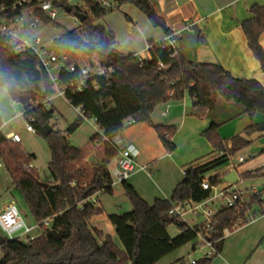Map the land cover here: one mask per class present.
I'll use <instances>...</instances> for the list:
<instances>
[{
  "label": "trees",
  "instance_id": "16d2710c",
  "mask_svg": "<svg viewBox=\"0 0 264 264\" xmlns=\"http://www.w3.org/2000/svg\"><path fill=\"white\" fill-rule=\"evenodd\" d=\"M20 1L0 0V16L10 19L21 14L24 7L19 5ZM51 1L65 8L71 6L68 0ZM109 1L115 3L114 9L101 6L96 0H83L84 9L71 6L70 13L77 11L87 15L81 27L92 31L96 40H85L78 29L66 31L54 40L57 53L66 56V62L76 67L74 71H61L62 83L79 80L82 61L85 60L89 65L98 64L111 69L107 74H91L82 91L69 90L67 93L71 104L95 118L101 130L93 141L95 147L102 145L104 154L94 166L85 162L86 150L73 145L60 130L53 126L50 133L45 132L44 127L50 124L56 112L50 104L54 93L50 76L33 48L18 50L20 40L0 33V86H5L9 96L23 105V115L35 132L47 140L51 151L48 169L53 178L48 186L44 185L45 181L33 164L36 155L23 148L21 142L8 138L0 121V159L12 177V185L21 192L42 230L41 235L32 241L10 240L0 230V264H158L195 240L201 229L199 224L190 226L172 217V207L189 200L199 202L208 198L212 191L202 185L207 174L227 165L230 156L252 142L236 135L228 149L220 135V126L235 116L247 114L254 119L258 113L264 114V85L257 79L237 77L219 63L191 60L179 50L178 45L176 48L164 47L162 41L153 39L148 42L151 46L149 58L118 50L115 33L99 21L128 3L135 4L154 26L164 28L168 35L173 33L151 0ZM37 3L33 0L31 5ZM250 12L252 16L242 21L241 26L249 47L264 70V47L261 43L264 4L253 5ZM35 14L47 22L53 21L38 7ZM95 58L98 59L96 63ZM187 95L193 100L188 115L212 118L203 135L216 151L225 154L186 169L184 179L176 185L169 199L157 198L149 203L132 184L122 182L132 210L108 214L121 242L119 245L112 234L93 225V218L105 213L106 208L100 198L91 199L98 193L115 194L114 179L108 165L119 151L116 137L132 124L147 121L154 126L166 150L174 152L177 146L173 137L177 127L155 124L152 116L160 104L172 100L182 102ZM220 102L232 109L228 107L226 116L219 118ZM79 126L77 121L68 131L74 132ZM245 132L248 135L264 133V121L252 122ZM262 171H249L244 176ZM219 179L218 175L212 176L209 182L216 186L221 183ZM263 193L264 187L260 191L244 192V208L222 207L215 214L207 238L213 242L218 254L224 246L225 230H233L238 223V226L249 223L246 214L255 205L263 211ZM47 219L50 221L48 226L45 225ZM172 224L180 228L177 236L168 231ZM218 254L196 260L195 264H212ZM178 261L184 264L183 258Z\"/></svg>",
  "mask_w": 264,
  "mask_h": 264
},
{
  "label": "crops",
  "instance_id": "0c3cea01",
  "mask_svg": "<svg viewBox=\"0 0 264 264\" xmlns=\"http://www.w3.org/2000/svg\"><path fill=\"white\" fill-rule=\"evenodd\" d=\"M151 1L158 14L165 19L166 27L172 33L179 34L178 48L189 59L197 62L219 63L237 77L254 78L264 85V70L249 47L246 34L241 26L242 21L252 16L250 8L255 4H264V0ZM114 11H120V15L107 16L100 23L105 24L115 33L117 39L115 47L122 52H135L143 58H149L150 52L146 49L149 40L153 39L160 42L168 35L164 28L154 26L148 16L141 13L134 4H125ZM122 31L124 34L120 36ZM261 43L264 47V33L261 37ZM185 99L182 102L172 100L160 104L152 116L155 124L175 125L177 127L173 137L177 146L174 152L170 153L166 150L154 126L147 121L132 124L116 137L119 149L125 144L132 143L140 151L137 157L138 169L127 181L148 202L150 198H153L154 201L157 198H171L174 188L185 177L183 171L191 166L203 165L219 155L225 154L216 151L211 142L203 135L204 131L210 127L212 118L188 115L193 100L191 98V102H189ZM228 107L232 109L230 105L226 106L220 102L217 113L219 118L226 116ZM245 115L247 114L235 116L220 126V135L225 139L228 149L233 145V138L229 139V137L240 126L241 121L236 120H241V117ZM229 122L232 123L224 126ZM3 125L5 122L2 124V130ZM239 135L251 140V138L264 135V133L256 132L248 135L244 130V133L241 132ZM101 146L99 144L98 149L86 150L85 162L90 166H94L91 163L97 164L102 160L104 151ZM232 157L230 156L227 165L211 171L206 178L209 179L216 175L222 177L233 169L237 170L240 181L242 176L249 171L263 169L260 174L264 173L262 162L253 166L239 167L236 162L231 161ZM118 158L119 151L110 159L108 165L113 179H115V172L118 169ZM113 159L116 160L114 164H112ZM141 166L145 168L143 169ZM258 175L254 174L253 176ZM52 180V175L48 169L45 181L51 182ZM119 184L123 186L122 182L114 184L115 194H117L115 185ZM225 184L222 183L221 187ZM236 184H234L235 187ZM252 191H258V189L254 188ZM91 199L96 200L98 198L92 196ZM101 204L103 203L101 202ZM7 205L4 206L3 210ZM103 205L106 208L105 204ZM262 212L264 213V208ZM105 214H107V209L105 213L94 217L92 222H94L95 227L108 233L103 228ZM217 261L220 264H264V214L256 220L226 233L224 246L212 264L217 263Z\"/></svg>",
  "mask_w": 264,
  "mask_h": 264
},
{
  "label": "rangeland",
  "instance_id": "374dc122",
  "mask_svg": "<svg viewBox=\"0 0 264 264\" xmlns=\"http://www.w3.org/2000/svg\"><path fill=\"white\" fill-rule=\"evenodd\" d=\"M68 2L71 6H79L83 9L85 7L83 0H68ZM53 5L54 9L57 11V17L53 21L49 22L40 18L37 14L29 13L25 10L23 13L24 18L20 22L19 29L17 31L18 37L22 39L40 37L41 45L38 47L40 48L43 46L47 50L54 49V40L57 37H59L64 32L73 29H78L81 36L87 41H94L97 39L96 35L92 31L81 27V22L77 20L74 13L67 12L66 8L60 4ZM134 6L136 7L135 4ZM139 11L143 13L140 9ZM111 15H120V11L110 12L107 16ZM102 21L100 20L99 22ZM31 22H36L37 27L31 28ZM123 34L124 31L120 33V36H123ZM82 64L84 66L89 65L86 60L82 61ZM185 100L191 102V97L187 95ZM50 104L56 108L54 117H52L50 121L51 126H54V128L57 130H60L65 136L69 138L70 142L77 147L84 148L85 150L98 149V147H95L93 138L97 136L98 133L101 132V130L92 118L81 117L80 109L74 107L67 99L61 96L55 95L51 97ZM22 111L23 105L19 102L14 101L9 96L8 90L5 86H0V121L2 122V124L5 122V125H3V130L6 134L15 132L21 135V144L23 148L36 155L33 164L38 169L41 179L45 181L46 173L48 171V163L51 158V151L47 140L42 135L28 130L29 122L23 115ZM262 120H264V114L261 113H258L254 119H252L249 115L241 117V120H236L238 122L241 121L240 126L237 128V130L234 131L233 135L229 137V139H232L234 136L239 135L241 132L243 134L245 127L250 123ZM77 121L80 122L79 128L76 131L70 133L68 131L70 126ZM230 123L232 122L226 123L224 126H227ZM251 140L252 142L249 145L237 151L232 157L231 161L236 162L238 164L237 166L239 167L244 165L253 166L256 163L260 162L264 164V135L251 138ZM242 155L245 156L247 160L240 163L239 158ZM115 161L116 160L113 159L112 164H114ZM92 164L95 165L96 163H91V165ZM0 180V212L1 210H3L5 205L9 203H15L19 207L27 223L31 225L38 224V222L32 216L23 195L12 185V177L1 159ZM221 186L222 183H218V185L214 187L213 195L217 193L218 189ZM236 187L245 192L252 191L254 188H257L258 191H260L264 187V173L259 174L258 176L246 177L243 175L242 180L236 184ZM115 189H117V194L115 195L98 193L94 196H96V198H100L101 202L105 204L107 209V214H105L106 216L103 218L105 219L103 228L107 230L108 233L112 234L115 241L119 245H121V242L116 234L115 226L110 221L108 214L131 211L132 204L129 198L125 195L122 185H115ZM149 202H154V199L150 198ZM224 205V199L216 198L215 201L209 205V207L214 210V212H217ZM254 208L260 207H258V205H255ZM204 219V217L198 218L192 214H188L185 217V221H187L190 225L201 223ZM92 223L94 225V222ZM168 231L172 236H177L178 234H180V228L175 224L170 225ZM36 232H39V230ZM200 240L201 239L197 237L195 240L172 252L167 258H165L158 264H181V261H178L180 258L184 259V264H192L194 260L202 259L209 248L205 244H203V246H198L196 249H194V246L197 242H200ZM1 257L2 251L0 250V258ZM215 264L220 263L217 261V263Z\"/></svg>",
  "mask_w": 264,
  "mask_h": 264
},
{
  "label": "built area",
  "instance_id": "2783aa9c",
  "mask_svg": "<svg viewBox=\"0 0 264 264\" xmlns=\"http://www.w3.org/2000/svg\"><path fill=\"white\" fill-rule=\"evenodd\" d=\"M38 3L34 6L31 5L33 0H21L19 5L23 6L24 9L21 14L15 16L14 18L8 19L7 17L0 16V33L12 36L21 41L18 45V50H21L25 47L33 48L37 54L39 55L42 64L44 65L45 69L47 70L52 87L54 89V93L51 95L53 96H61L67 99L69 102L70 100L67 98L68 91L76 92L82 91L86 87L87 79L90 77L91 74H107L111 71L109 68L102 67L98 64L92 66H84L82 65V74L79 80L68 81L66 83H62L59 74L63 69H67L69 71L75 70V64H69L66 62V56H60L55 49L47 50L43 46L38 47L41 45L40 37H33L29 39H22L19 38L17 35V31L19 29V24L24 18V11H28L29 13H35V9L38 7L41 11H43L49 18L55 19L57 17V11L54 9L53 2L51 0H37ZM101 6L106 7L107 9H114L115 3L109 0H96ZM31 28H36L37 23L31 22ZM179 34L173 33L167 35V37L162 40V45L164 47H171L176 48L178 45V38ZM150 45L147 44L146 49L149 51ZM95 63L98 62V59L95 58ZM50 97V99H51ZM71 103V102H70ZM80 109V108H79ZM80 114L83 117L92 118L95 123L98 125L95 118L90 117L89 115L84 114V112L80 109ZM99 127V125H98ZM28 130L35 132L34 127L29 122ZM7 137L15 142H22L21 135L19 133L11 132L7 134ZM139 149L136 145L132 143L125 144L123 147L119 149V158H118V169L115 172V179L114 184L117 182H124L127 181L130 176L138 169L137 157L139 155ZM240 162H245V156H240ZM141 168H145L142 167ZM185 173V171H184ZM203 188L204 189H211V195L199 202H195L192 200L186 201L181 204L174 205L170 210V214L172 217H175L181 221H185V217L188 214H192L195 217H204L205 219L198 223L201 225V229L198 232V237L201 239L200 242L196 243L195 249L199 246H203L205 244L209 250L204 254L203 258H210L216 254L218 251L214 246L213 242L207 238L208 231L212 228L211 222L215 214L222 208V207H232L238 206L240 208H244L246 205V201L244 199V193L237 189L234 184L226 183L225 186L220 187L213 195V190L215 186H212L209 182V179L206 178L203 181ZM216 198H222L225 200V205L222 206L217 212H214L209 205L215 201ZM264 213L261 211L260 208H254L248 211L247 219L249 222L256 220L258 217L262 216ZM50 221L47 219L45 220V225L48 226ZM189 224V223H188ZM190 225V224H189ZM196 225V224H194ZM190 225V226H194ZM239 225L236 224L234 229ZM0 230L10 239V240H24V241H32L36 239L38 236L41 235V226L40 224L31 225L26 222L24 219L19 207L15 203H9L3 211L0 212ZM39 232H36L38 231ZM230 230H225V234L228 233ZM196 260L192 262L195 264Z\"/></svg>",
  "mask_w": 264,
  "mask_h": 264
},
{
  "label": "water",
  "instance_id": "95a60500",
  "mask_svg": "<svg viewBox=\"0 0 264 264\" xmlns=\"http://www.w3.org/2000/svg\"><path fill=\"white\" fill-rule=\"evenodd\" d=\"M66 11L67 12H72V7L71 6H67L66 7ZM74 14H75L77 20L80 21V22H83L87 18V15L82 13V12L75 11ZM53 129H54L53 126H51L50 124H48V125H46L44 127V130H45V132L47 134L50 133ZM219 180H220L221 183L236 184V183H238L240 181V176H239L237 170L233 169L230 172H227L226 174H224L222 177H220ZM44 185L48 186L49 183L45 182Z\"/></svg>",
  "mask_w": 264,
  "mask_h": 264
}]
</instances>
